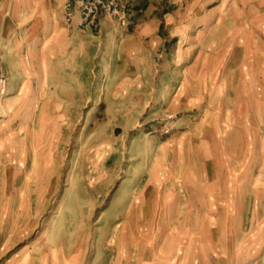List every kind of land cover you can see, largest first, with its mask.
<instances>
[{
    "label": "rangeland",
    "instance_id": "obj_1",
    "mask_svg": "<svg viewBox=\"0 0 264 264\" xmlns=\"http://www.w3.org/2000/svg\"><path fill=\"white\" fill-rule=\"evenodd\" d=\"M137 3L142 14L159 17L160 51L177 41L161 35L167 13L192 20L201 9L212 16L203 44L207 65L217 66L220 78L215 86L208 78L200 114L204 108L208 114L239 110L228 122L223 117L216 141L228 147L237 139L225 144L232 133H249L255 155L240 160L223 146L211 148L208 159L193 165L196 178L191 177L188 197L182 178L169 177L171 163L183 158L169 139L172 113L161 110L154 125L134 126L106 116L102 107L92 115L57 118V132L40 142L32 134L28 148L19 139L13 147L0 146V264H182L183 255L185 264H200L206 253L210 264H224L216 254L222 252L220 239L231 237L223 224L232 200L247 208L253 190L252 183L245 187L240 181L249 176L264 183V157L257 153V138L264 136V0ZM222 27V36L214 37L213 30ZM192 117L198 119L197 113ZM212 127L208 116V134ZM166 188L185 193L182 207L156 204ZM208 194L214 208H203ZM140 198L141 208H133ZM188 198L191 208H183ZM210 242L217 243L218 252L209 251Z\"/></svg>",
    "mask_w": 264,
    "mask_h": 264
},
{
    "label": "crops",
    "instance_id": "obj_2",
    "mask_svg": "<svg viewBox=\"0 0 264 264\" xmlns=\"http://www.w3.org/2000/svg\"><path fill=\"white\" fill-rule=\"evenodd\" d=\"M64 2L0 0V73L7 81V92L0 95V146L13 147L19 139L21 147L28 148L32 134L40 142L48 132H57V118L92 115L101 107L106 116L122 117L121 123L131 126L139 122L154 125L159 112L167 110L174 115L169 139L183 156L171 163L174 173L169 177L172 181L182 178L186 195L191 197L189 182L191 177L196 178L193 165L200 158L208 159L211 148L223 146L216 141L225 122L223 117L228 122L239 111L220 108L208 114L204 108L200 114L202 104L206 103L208 78L214 86L220 78L217 66L211 71L207 65L203 44L207 36L205 27L212 16L201 9L192 20L167 13L166 30L161 35L177 41L160 51L159 17L138 11L137 0H121L122 15L101 14L91 29L66 25ZM202 25L204 28H200ZM232 28H226V33ZM222 34L223 27L212 33L214 37ZM160 56L165 58L160 60ZM238 95L239 92L234 101ZM193 112L198 119L192 117ZM208 116L213 119V131L209 134ZM245 135L232 133L225 144L231 145L236 138L239 141L223 146L224 150L240 160L254 156V149L248 145L252 136ZM257 143V153L264 157V136H259ZM176 165L180 166L178 172ZM242 182L245 187L251 183L253 187L247 208H240L241 204L238 206L232 200L223 224L224 232H230L231 237L220 239L222 252L216 255L224 264H264V183L249 176ZM208 195L203 208H214L213 195ZM181 196L185 193L166 188L159 191L155 202L180 208ZM141 201L140 198L133 202V208H141ZM182 204L183 208H191L190 198ZM207 247L215 252L218 246L210 242ZM185 261L183 255L182 264ZM200 262L211 263L207 253L200 257Z\"/></svg>",
    "mask_w": 264,
    "mask_h": 264
},
{
    "label": "built area",
    "instance_id": "obj_3",
    "mask_svg": "<svg viewBox=\"0 0 264 264\" xmlns=\"http://www.w3.org/2000/svg\"><path fill=\"white\" fill-rule=\"evenodd\" d=\"M62 8L63 19L68 27L91 29L97 25L101 14L122 15L124 7L121 0H65ZM6 92V77L0 73V95Z\"/></svg>",
    "mask_w": 264,
    "mask_h": 264
},
{
    "label": "bare ground",
    "instance_id": "obj_4",
    "mask_svg": "<svg viewBox=\"0 0 264 264\" xmlns=\"http://www.w3.org/2000/svg\"><path fill=\"white\" fill-rule=\"evenodd\" d=\"M229 25H230V24H228V26H229ZM226 32H227V30H226ZM226 32H225V33H226ZM229 32H230V30H229ZM229 32H228V33H229ZM224 35H225V34H224ZM233 36H234V35H233ZM231 37H232V36H231ZM158 168H159V167H158Z\"/></svg>",
    "mask_w": 264,
    "mask_h": 264
}]
</instances>
